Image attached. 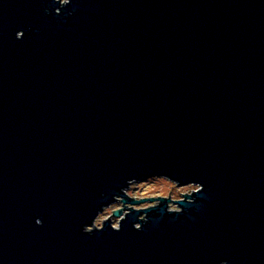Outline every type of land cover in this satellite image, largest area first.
I'll list each match as a JSON object with an SVG mask.
<instances>
[{"label":"water","instance_id":"95a60500","mask_svg":"<svg viewBox=\"0 0 264 264\" xmlns=\"http://www.w3.org/2000/svg\"><path fill=\"white\" fill-rule=\"evenodd\" d=\"M0 264H264V0H0Z\"/></svg>","mask_w":264,"mask_h":264},{"label":"rangeland","instance_id":"374dc122","mask_svg":"<svg viewBox=\"0 0 264 264\" xmlns=\"http://www.w3.org/2000/svg\"><path fill=\"white\" fill-rule=\"evenodd\" d=\"M62 1L66 2L68 0H62ZM198 188L199 185L180 186L176 182L170 181L168 178L153 177V178H142V180L132 182L130 187L126 190V193L130 198L137 200H141L143 198H153V197L154 198L166 197L167 199H169L170 197L171 201L168 203L169 208L172 210H176L179 208L176 205V203L174 204L172 201L183 199V195L192 194V191H197ZM158 203L159 201H154V202L147 201L141 205H134V207L138 209H143ZM129 207H131V205H127V207L123 208L122 201H118L110 205V207L105 208L103 212L100 213V215L94 221V225L92 226V228H100V226L103 224V221L107 219H111L113 225L115 227H118L120 224V218L114 217L113 212L117 209L123 208L124 213H126L129 211L128 210Z\"/></svg>","mask_w":264,"mask_h":264}]
</instances>
